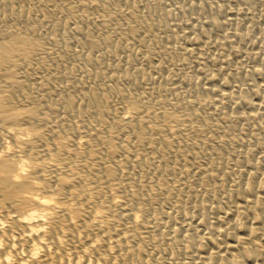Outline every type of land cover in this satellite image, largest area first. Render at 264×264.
Masks as SVG:
<instances>
[{
    "label": "bare ground",
    "instance_id": "bare-ground-1",
    "mask_svg": "<svg viewBox=\"0 0 264 264\" xmlns=\"http://www.w3.org/2000/svg\"><path fill=\"white\" fill-rule=\"evenodd\" d=\"M114 1L0 0V264H116L120 247H128L135 264H264V151L228 167L221 148L234 142L204 137L209 130L221 132L214 121L229 114L244 122L238 133L248 137L247 149L261 143L246 127L264 128V95L235 115L244 89L228 91L225 99L226 84L214 80L218 70L212 66L201 68L203 84L191 72L169 83L162 58L138 66L132 43L147 47L140 33L149 26L135 2L123 0L117 8ZM176 10H167L165 19ZM199 27L208 34L232 27L231 37H242L239 19L229 14ZM182 43L191 41L182 36ZM175 65L190 68L188 59ZM261 76L264 65H254L251 77L236 69L227 80L245 85ZM183 85L186 95H176ZM131 94L133 105L124 106ZM196 101L209 111L195 110ZM58 111L69 118L80 113L95 124L85 132L62 119L46 124L45 113ZM117 112H123L120 120ZM64 132L78 143L68 145ZM139 151L150 163L148 180L134 183L136 193L115 196L112 191L127 189L137 172L127 156ZM193 155L201 161L186 167L180 157ZM241 173L247 177L242 188H223ZM199 179L217 185L200 191ZM192 198L186 214L163 217ZM158 201L168 208L159 204L149 216ZM134 241L140 251L127 246ZM91 253L96 258L89 262Z\"/></svg>",
    "mask_w": 264,
    "mask_h": 264
},
{
    "label": "rangeland",
    "instance_id": "rangeland-1",
    "mask_svg": "<svg viewBox=\"0 0 264 264\" xmlns=\"http://www.w3.org/2000/svg\"><path fill=\"white\" fill-rule=\"evenodd\" d=\"M130 1L132 3L135 2V4H137L138 7H140L137 12L138 17L143 18L140 20H146V24L149 26L145 28L143 22L140 24L141 27L145 28V29H142L140 33V37H145L149 40L147 47H143V46L137 47L136 44L132 43L133 50L138 51V55L140 54V56H142V58L138 56L137 59L135 60V63L138 64V66L144 67L145 65H143V63L146 64V62L154 64L157 61H161V58H162L163 62H165L164 65L168 66V68H166L165 66L164 68L165 70L163 71L164 72L163 74L166 75V77L169 80V83H172V81L178 76H182L183 74L187 72H191V74L195 75L193 77H197L199 84H203L207 80L205 79L203 70L201 68H203L204 66H208V65L212 66L215 70H218V73L215 74L214 80L215 81L219 80L217 81V83L226 84L225 88L227 90L225 89L226 90L225 91L226 94L224 95L225 99L228 98V95H227L229 93L228 91H233V89L236 90L239 88L244 89L242 93L243 95L241 94V96L238 97V100H237L238 107L235 110V113H234L235 115L239 113L241 114L242 112H246L247 111L246 106L250 100L258 102L260 99V96L264 95V90L261 89L262 91H260L259 90L260 87L258 86L259 83L264 84L263 76L259 77L258 81L250 80L245 85L227 80L228 74H230L236 69L240 73H242V75L245 74L248 77H251L252 71L254 69V65L258 66L259 69L264 65V56L263 55L258 56L259 52L260 53L262 52V54H264V49H261L264 46V43H262L264 40V0H138L139 2L136 0H130ZM249 2L253 6L252 8H249ZM122 4H123V0H115L112 6L121 8ZM176 8L178 9L175 12L176 16H174L175 15L174 14L170 16L169 18L165 19V15H164L165 12L167 10H174ZM227 14L231 15L233 18L236 17V19H239L240 24H241L240 29L242 33V37L240 39L236 37L232 38L233 37L232 27H229V29H225L226 31L225 30L219 31V32L209 31L210 32L209 34L207 33L208 30L199 27L201 24L205 22L212 21V20L217 21ZM180 23H181V26H180ZM109 27L112 28L114 26L112 27L109 26ZM227 32H229V34H227ZM224 35L225 36L228 35L227 36L228 38H225ZM182 36L188 38L191 41V44L182 43L181 45L180 40ZM216 40H219L221 44L215 45L212 43ZM260 44L263 46H261ZM173 46H176V48H174L173 51H171L170 53H168V55H166L164 52L165 48L173 47ZM222 54L225 60L223 62L224 64H221L220 61H216L219 56L220 57L222 56ZM180 59L181 60L188 59L190 62V66H189L190 68L178 70L175 64L176 62H180L181 61ZM142 60H145L146 62H142ZM69 62H71V60H67V63ZM199 63L201 65H198ZM196 66L200 69H198ZM220 72H222V74ZM150 82L152 81H144L143 84L150 83ZM123 86L124 84H120V85H117L116 87L118 89H122ZM185 89L186 88L183 85L181 89H178L177 91L175 90L173 92H175L176 95L185 96L186 95ZM156 95L158 96L162 95V91L160 92L158 91ZM189 96L191 97L192 94ZM133 100H134V96L132 94L129 95L128 98L124 100V103L128 105H124V106L131 107V105H133L132 104ZM209 108L210 107L207 105H204L203 102L196 101L195 110H198L200 112L204 111L203 113H206L209 111ZM123 110H124L123 108L120 109V111H123ZM191 111L192 109L187 112H191ZM117 113H118L117 120L119 118L121 119L123 112H120V113L117 112ZM228 113H230V111H228ZM45 114H46V124L51 125V123L54 121L58 122L61 119L66 120L68 122H71L70 126L75 132L89 131L92 128V126L95 124V123H92L91 121H88V122L84 121L81 118L80 113H74V116L71 118H69L67 115H65L61 111H58L53 114H50V113H45ZM228 115L229 114H224L223 116L220 117V119H218V121L216 122L214 121L215 124L222 127L221 132L220 131H218L217 133L213 132L215 133L213 134L211 130H209V132L207 131L205 133L204 137L210 138L213 140H216L218 137V140L220 139L224 141L231 140L232 143L234 142L233 145H231L232 147L230 146L227 148L225 147L221 148V150H223L222 151L223 153H221V155L222 156L224 155L223 157L225 161L227 162L228 167L235 164V162L239 158H244V156H248L249 158H252V159L253 158L256 159L260 157L264 151L263 150L264 128L263 127L258 128V126L254 124L252 126L251 124H249L250 127L249 126L246 127V128H249L248 133L250 134L253 133L254 135H258L262 139L261 143L253 141V146L247 149L246 144H244V140H248V137H245L244 135H240L238 133V130L244 126V122L234 119L233 117L228 116ZM256 122L259 123L260 120H256ZM39 127L42 128L43 126L39 125L38 128ZM57 127L58 128L55 127L52 130V133L59 134L60 129H59L58 124H57ZM63 134L61 135L66 140L68 145L69 144L76 145L78 143L76 141H79V138L72 137L68 132H64ZM73 140L74 142H72ZM78 151L81 152V150H78ZM196 156L197 155L190 156L189 158L184 157L185 159L181 156L180 159L184 160L186 167H189V165H195L201 161L200 158ZM127 158H129L128 160L130 161V164L131 163L133 164L134 171L136 170L137 172H134L133 175L130 178H128V180L126 181L125 186L128 185L127 189L126 187L118 188V189L115 188L112 191L113 194L115 193L114 194L115 196L116 194L118 196L120 195L125 196L126 194L128 195L132 192L136 193V189H134L135 188L134 183L139 182V181L140 182L145 181L148 177L146 175V172L149 171L150 163L148 161L147 155L145 156V154L139 151V152L129 153ZM134 165H136V168ZM168 168H171V166H167V169ZM232 177L233 176L229 178L233 180H235L236 178L237 179L235 181L229 179L231 182L228 181L229 184L226 183L223 185V188L229 192L230 191L234 192V187L235 189H237L236 188L237 185L238 187L240 186L238 189L242 188L245 184L244 180L247 178V177L245 178V175H243L242 173L237 175L236 177H233V178ZM162 179L163 181L166 180L164 179V177ZM199 180H197V186L199 187L200 191L205 190V189L210 190L213 188V186L217 185L212 182L202 181L201 179ZM232 182H234V184ZM198 184H201L203 187ZM204 186H206L207 188ZM200 194H202V192H200ZM195 200H196L195 198H192V199H189L188 204H182L181 205L182 207L180 206L179 212H176L177 214L176 213H172L173 215L163 214V217L169 216V219L173 220L175 219V217H177L178 214H186L187 207L192 205V203L194 204ZM98 201L99 202L102 201V198L98 199ZM99 204H101V202L100 203L97 202L96 205H99ZM159 204L161 205V208L164 205H165V208H168L166 204L158 201L157 205L151 206L150 209L148 208V210L146 211L148 212L149 216L152 215V210L154 207L156 206L160 207ZM182 210L183 211L185 210V211L183 212ZM148 214L146 213L144 217H146ZM170 216L173 218H171ZM140 220L143 221L142 217L140 218ZM171 230H173V228H171ZM166 232L167 234H169L168 231H162L160 235H163V234L167 235ZM138 233H141V230H138ZM174 233H176L175 234L176 236L177 231ZM179 234L180 232H178V235ZM135 242L136 241H134V243ZM134 243H128L127 246H135V247L138 246V250L140 251L142 248L140 243L138 242H136L135 244ZM119 249L120 250L118 251V257L114 260L116 264H128L129 262L130 264H135L134 259H132L128 255V252H129L128 247L125 248L126 250L121 247ZM146 254L149 256V255H152L153 252L148 251ZM168 254H171V249ZM128 257L130 258V260H128ZM95 258H96V255L94 253H91L86 257L85 260L91 262Z\"/></svg>",
    "mask_w": 264,
    "mask_h": 264
}]
</instances>
